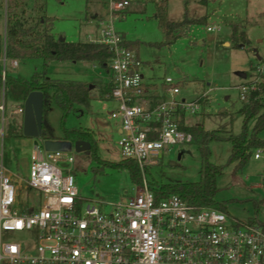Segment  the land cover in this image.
Here are the masks:
<instances>
[{"label": "rangeland", "instance_id": "374dc122", "mask_svg": "<svg viewBox=\"0 0 264 264\" xmlns=\"http://www.w3.org/2000/svg\"><path fill=\"white\" fill-rule=\"evenodd\" d=\"M130 1L126 17L116 19L114 25L126 40L140 44L136 52L143 62L145 81L161 83L166 76H172L182 82V96L196 98L206 93L208 98L202 110L199 114H188L187 123L195 125L200 122L206 130L221 129L225 135L241 133L244 113L240 109L251 93H246L243 99L240 87L254 86L264 98V0H167L170 20L182 21L186 16L198 19L209 14L205 23L185 26L180 36L170 43H166L165 31L156 17L158 0ZM6 2L0 0L2 35L7 19ZM24 8V11L16 10L25 20V26L36 25L40 19L43 23L37 24L38 30L52 26L53 33L67 41L98 39L101 20L109 17L104 0H27ZM214 25H219L220 30L209 31L208 26ZM233 25L240 30L246 26L250 39L248 45L234 46ZM225 39H230L232 45H225ZM44 70L52 79H76L95 85L88 108L75 105L63 119L61 108L51 99L47 115L54 135L75 158L73 163L64 166L75 176L83 204L91 199L111 202L133 195L137 183L128 169L116 165L124 159L118 145L120 120L109 114L116 102L111 93L105 97L100 95L101 82H109V70L97 61L51 59L44 66L43 60L37 58L19 59V66L10 69L9 73L30 78L34 72ZM243 73H246L245 77ZM8 102L10 104L11 100ZM38 111L36 108L34 112L36 122ZM16 118L20 125L23 122L22 115L11 120L13 130L5 137V163L9 173L17 181H22L30 176L36 142L42 149L46 148L41 135H22L21 128L14 127ZM253 125L252 121L248 123L250 131ZM70 129L93 132L97 157L91 150L77 151L75 141L64 138L65 130ZM259 137L264 139V130ZM209 149V161L225 165L223 174L216 178L215 199L225 202L227 213L243 221L258 217L264 223V147L253 149L251 158L242 168L238 162L227 163L232 152L230 141L214 140ZM258 150L261 157L255 158ZM160 162L147 166L146 176L154 188L164 183L199 181L204 155L200 144L192 141L165 150ZM23 193L21 199L25 200V188ZM34 194V191L30 193L31 200ZM100 205L104 208L103 204ZM16 238H19L16 232L3 235L4 240Z\"/></svg>", "mask_w": 264, "mask_h": 264}, {"label": "built area", "instance_id": "2783aa9c", "mask_svg": "<svg viewBox=\"0 0 264 264\" xmlns=\"http://www.w3.org/2000/svg\"><path fill=\"white\" fill-rule=\"evenodd\" d=\"M160 1V0H158ZM109 17L99 38L112 53L109 82L116 102L109 111L120 120L118 145L124 159L135 160L141 183L133 195L83 204L75 176L64 164L72 153L35 145L30 176L17 181L5 163V137L25 104L5 96L7 74L19 59L0 55V264H264V223L243 221L215 207H196L175 193L158 196L147 179L148 165H159L165 150L191 143L188 114H199L206 93L181 95L182 82L166 76L145 81L143 62L114 25L125 18L130 0H104ZM220 30L219 25L208 26ZM241 97L255 91L240 87ZM9 108V109H8ZM260 150L255 153L259 158ZM25 188V200H22ZM35 196L31 200L30 193ZM29 194V195H28ZM100 204H103L101 207ZM19 238L4 240L6 233Z\"/></svg>", "mask_w": 264, "mask_h": 264}, {"label": "trees", "instance_id": "16d2710c", "mask_svg": "<svg viewBox=\"0 0 264 264\" xmlns=\"http://www.w3.org/2000/svg\"><path fill=\"white\" fill-rule=\"evenodd\" d=\"M27 0H7V19L5 34H0V55L4 52L10 58L17 59H42L44 66L51 59L71 61H97L103 68L109 70L111 51L103 44L88 41H67L58 38L52 31V26L38 30L37 26L43 22L39 19L38 25L25 26V20L16 9H22ZM2 4L0 3V8ZM156 17L159 20L166 34V43L172 42L180 36L185 26L205 23L206 17L189 19L188 16L182 21H172L168 18V1L156 2ZM50 19H53L50 17ZM126 39V38H125ZM232 39L235 47H244L250 43L245 30L238 26H232ZM124 44L129 49L138 50V42L125 40ZM2 68L0 66V78ZM95 85L70 79H52L46 70L36 71L30 78L21 75L7 74L5 85V96L7 99L24 103L34 91L43 93V120L41 136L44 140L58 139L52 130L48 120L49 102L52 99L62 110V118L65 119L75 105L89 107L92 99L91 90ZM1 88V82H0ZM101 97L108 96L112 90V83L101 82ZM264 98L259 90L252 91L249 100L243 104L240 111L244 113V124L239 134H223V130H206L203 123L186 126L184 128L192 132L193 141L200 144L204 155V164L201 170V179L196 182H177L158 184L155 188L158 196L175 193L196 207H215L227 212L225 202L215 199L217 192L216 178L223 174L225 165H216L209 161V144L214 140L230 141L232 152L228 164L238 162L239 168L244 167L252 156L253 149L264 147V139L259 137L264 130ZM255 119L252 130H249L248 123ZM13 126H9L8 133H11ZM66 139L87 140L91 143V153L97 157V144L93 132L89 130L70 129L65 130ZM118 167L130 171L133 180L141 182V170L138 163L133 159H123L116 163ZM154 188V187H153Z\"/></svg>", "mask_w": 264, "mask_h": 264}, {"label": "water", "instance_id": "95a60500", "mask_svg": "<svg viewBox=\"0 0 264 264\" xmlns=\"http://www.w3.org/2000/svg\"><path fill=\"white\" fill-rule=\"evenodd\" d=\"M246 76V73H243ZM43 93L40 91L32 92L25 101V119H24V135H41L42 132V120H43ZM38 109V120L36 122L34 117L35 109ZM36 144H38L36 142ZM75 147L77 151L91 150V143L87 140H76ZM45 148L47 150H66V146L60 140H45Z\"/></svg>", "mask_w": 264, "mask_h": 264}, {"label": "crops", "instance_id": "0c3cea01", "mask_svg": "<svg viewBox=\"0 0 264 264\" xmlns=\"http://www.w3.org/2000/svg\"><path fill=\"white\" fill-rule=\"evenodd\" d=\"M204 2H207L208 0H203ZM203 16H207V18L209 17V14H206V15H203ZM202 17V16H201ZM173 21V20H172ZM245 31H246V26H245V29H244ZM246 33H247V31H246ZM125 37V36H124ZM224 44L225 45H228V46H231L232 45V42H231V40L230 39H225V41H224ZM137 51V50H136ZM70 80H76V79H70ZM77 81H82V80H77ZM108 81H109V79H108ZM84 82H87V81H84ZM23 116V122H22V124L20 125V123H18V121H19V119L18 118H16V121H17V123H16V125L14 126V127H18L19 129H20V132L22 133V135H24V131H23V129H24V119H25V113L22 115ZM186 121H187V118H186ZM252 122H253V124L255 123V119H252L251 120ZM200 122H196L195 124H199ZM188 124V123H187ZM23 125V126H22ZM192 125H194V124H192ZM22 126V127H21ZM188 126H191L190 124H188ZM119 131H120V129H119ZM58 138V137H57ZM55 140H57V139H55ZM255 156V155H254ZM261 157V156H260ZM259 157V158H260ZM256 158V157H255Z\"/></svg>", "mask_w": 264, "mask_h": 264}]
</instances>
